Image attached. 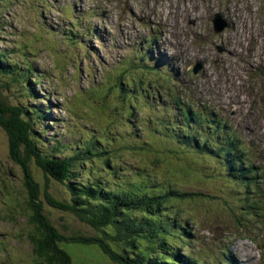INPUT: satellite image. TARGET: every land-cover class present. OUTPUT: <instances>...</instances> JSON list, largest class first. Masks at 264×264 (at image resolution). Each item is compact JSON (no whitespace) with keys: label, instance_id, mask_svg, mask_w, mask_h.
<instances>
[{"label":"rangeland","instance_id":"1","mask_svg":"<svg viewBox=\"0 0 264 264\" xmlns=\"http://www.w3.org/2000/svg\"><path fill=\"white\" fill-rule=\"evenodd\" d=\"M41 1L42 5L34 0H0V50L21 66L25 60L30 61L43 75L39 87L59 106L52 111V121L42 123L46 129L41 138L45 146L58 144L62 149L64 143L74 152L87 134H94L92 129L101 135L126 131L130 125L125 121L127 117L136 118L143 129L142 122L150 120L154 112L142 109L140 114L126 113V118H120L124 109L115 98L113 86L120 79L119 73L115 71L107 77L105 74L114 67L123 69L125 59L132 56L133 43L144 42L152 60L161 59L162 54L168 61L161 62L164 70L174 71L181 81L182 85L172 89V94L183 102L188 103L183 100L187 98L191 103L213 108L254 147L258 155L255 162L264 163V0ZM62 3L68 6L66 10L59 7ZM183 8L189 16H180L183 32H179L174 20ZM217 12L232 21L230 28L213 31L211 19ZM78 16L76 30L81 41L77 43L61 32L71 29V19ZM148 36L153 38L144 40ZM177 43L187 49L179 59ZM173 61L179 62L176 68ZM128 80L121 79L124 86ZM3 81H12L8 88L0 86L1 94L11 105L27 103L23 90L11 76L0 77V84ZM154 81L149 77V86L169 89L166 82ZM170 85L175 87L174 83ZM107 88L110 91L106 92ZM167 113L172 112H159ZM8 149L6 135L0 128V264H34L36 254L29 242L33 228L26 220L22 198L27 196L24 173L11 161ZM63 157L65 162L68 157ZM113 158H121L129 166L146 162L131 149L117 152ZM188 161V170L161 163L151 172L170 181L174 188L188 192L174 209H179L177 217L187 219L188 227L194 231L190 246L194 255L201 262L214 264L227 247L241 263L264 264V217L260 213L246 216L238 209L242 205L240 193L232 188L219 189L218 177L212 168H202L203 161L197 156ZM99 164L96 161L98 170ZM30 166L41 188L46 185V190L61 201L67 198L63 181H55V175L45 179L39 168ZM38 197L42 200L40 194ZM42 207L41 213L64 233L72 227L92 232L71 212L61 211L44 200ZM62 246L73 264H113L95 245L64 242ZM6 249L10 253L7 256L3 252Z\"/></svg>","mask_w":264,"mask_h":264},{"label":"trees","instance_id":"2","mask_svg":"<svg viewBox=\"0 0 264 264\" xmlns=\"http://www.w3.org/2000/svg\"><path fill=\"white\" fill-rule=\"evenodd\" d=\"M9 76L25 90L30 102L28 105L13 106L0 92V128L8 141L11 161L22 168L24 173L23 185L27 196L22 198L27 211L26 220L33 228V233L28 236L32 252L36 254L34 264H73L69 253L62 246L64 242L95 245L115 264H201L189 254L183 255L179 251L184 245L183 242L190 238V234L188 238H184L183 234L187 235L185 225L177 219L170 204L178 194L167 187L165 182L161 183V180H156L155 176L149 173L151 164L137 165L136 172L129 170L134 169L121 158L111 161L109 156H105L108 150L107 141L102 136L92 134L87 136L79 151L68 152L70 148H66L67 153H62L63 150L58 144L44 149L42 140L38 139L43 134L38 135L33 129V115L42 123L43 113L47 114L50 107L46 106L47 98L34 89V82L39 81L36 69L31 64L20 66L0 52V77ZM31 77L34 82L30 81ZM130 80L131 85L126 83L123 86L120 81L116 84L120 105L125 106L121 91H124L123 97H126V100L134 99L136 103L141 99V96H136L143 89L140 82H137L141 78L132 77ZM11 83L12 81H3L0 86L8 88ZM41 98L45 99L46 104H43L44 100ZM129 110H133L132 107L129 106ZM48 116L45 115V118ZM180 122L184 123V126L177 127L178 129L168 126L169 138H182L196 150L216 156L214 158H218L220 165L225 169L227 179L236 180V192H240L243 180L247 179L248 186H254L256 191L264 193V165L255 167L249 149L235 146L237 139L233 133L229 132L225 137L219 138L217 143H214L217 138L213 134L215 132L206 138L201 137L206 135L203 118L201 111L192 105L188 106L187 113H182ZM218 124L219 127L222 126L221 123ZM132 134L136 138L141 137L136 129ZM117 136V139L111 138L113 155L132 147L139 149L145 158L155 153L149 142L131 146L137 139L122 138L121 133H117ZM119 149L121 150L118 151ZM60 155H66L68 159L64 162V157H58ZM30 159L46 174L48 171L55 175V180L65 179L62 183L69 194V200L65 204L63 200L53 197L46 190V185L41 188L34 178H31ZM156 159L158 158L155 157L153 166H156ZM95 160L100 163L99 170ZM79 162L84 166L80 172L81 175L86 174L84 181L78 180L72 172V167ZM167 162L172 163L169 160ZM123 165H127L128 170L121 172ZM39 194L49 205L64 212H71L76 219L90 227L92 232L86 234L73 228L67 233L59 230L47 215L41 214L43 199L38 197ZM246 206L251 212L250 215L254 214L253 207ZM62 228L67 230L66 227ZM2 235L3 233H0V239ZM179 240L181 244L178 243Z\"/></svg>","mask_w":264,"mask_h":264},{"label":"bare ground","instance_id":"3","mask_svg":"<svg viewBox=\"0 0 264 264\" xmlns=\"http://www.w3.org/2000/svg\"><path fill=\"white\" fill-rule=\"evenodd\" d=\"M172 12V11H171ZM182 14H184V15H186L187 17L189 16V14H188V11H187V9L186 8H183L182 9V12L179 14L178 13V15L176 16V18H175V27L177 28V29H179L180 28V30H179V32H183V23H182V20H181V18H180V16L182 15ZM149 15H150V13H149ZM181 28H182V30H181ZM177 53L179 54V56H178V54H177V57H178V59H179V57L180 56H182V55H185V53L187 52V49H186V47L183 45V44H180V43H177ZM173 64H174V67H176L177 66V63L175 62V61H173ZM193 119V118H192ZM241 156V155H240ZM245 163V162H244Z\"/></svg>","mask_w":264,"mask_h":264}]
</instances>
